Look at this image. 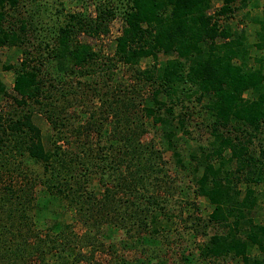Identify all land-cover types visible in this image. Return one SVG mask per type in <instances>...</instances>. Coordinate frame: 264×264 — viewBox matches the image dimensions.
I'll use <instances>...</instances> for the list:
<instances>
[{
	"label": "trees",
	"instance_id": "trees-1",
	"mask_svg": "<svg viewBox=\"0 0 264 264\" xmlns=\"http://www.w3.org/2000/svg\"><path fill=\"white\" fill-rule=\"evenodd\" d=\"M128 2L119 10L115 1L100 0L95 17L68 14L44 40L36 29L42 23L35 17L38 9L29 19L19 13L20 0H0V50L18 47L25 58L17 67L4 66L13 71L14 101L23 108L31 102L42 105L46 94L48 103L59 99L60 105L49 103L42 116L52 133L61 135L45 139L34 112L8 121L0 107V151L17 135L22 137L17 147L24 146L28 160L42 166L41 172L27 174V185L0 191V264H27L34 256L39 264L87 259L90 264L95 252L106 250V241L120 232L124 246L143 256L136 263L146 264L147 254L158 256L161 238L174 220L164 225L161 217L178 190L165 155L187 169L179 135L189 134L192 122L211 138L200 156L190 159L197 163L191 172L196 193L213 209L206 219L191 216L186 222L201 233L211 224L228 230L211 237L202 256L232 255L242 264H261L248 252L255 246L264 251V225L254 217L259 196L253 188L264 180V146L254 150L264 129V57L253 54L264 51V18L253 20L259 25L254 43L228 24L238 11L256 7L255 0H222L213 14L212 0ZM119 16L123 28L114 39L112 57L80 41L82 36L107 37ZM32 30L40 42L34 53L26 47ZM45 50L57 67L47 78ZM160 55L167 59L162 62ZM77 76L75 86L71 80ZM48 83L60 91L45 89ZM82 87L101 101L99 114L95 108L80 112L74 107L85 98ZM7 95L0 77V99ZM151 128L160 147L153 139L143 141ZM160 192L168 197L162 199ZM35 206L43 214L62 207L44 235L31 214ZM63 211H74L71 218L83 224V234L74 231L75 223Z\"/></svg>",
	"mask_w": 264,
	"mask_h": 264
},
{
	"label": "rangeland",
	"instance_id": "rangeland-1",
	"mask_svg": "<svg viewBox=\"0 0 264 264\" xmlns=\"http://www.w3.org/2000/svg\"><path fill=\"white\" fill-rule=\"evenodd\" d=\"M113 1L116 2L115 5L118 6L119 10L125 9L129 5L128 0ZM255 2L257 4L256 7H253L252 4L249 8L238 11L228 21V24L232 25L235 29H238L239 31H245V33L248 34L250 43L258 41L256 31L258 30L259 25L253 20L257 17L260 19L264 18V0H255ZM98 3H100V0H20L21 8L19 13L21 12L23 17L32 19L33 15L35 14L34 11L38 9V13H40L39 16H34L40 18L42 23H40L36 29L39 32V37L45 40L49 37L47 36V32H51L52 30L55 32L58 27L64 23L68 14L86 13L90 17H95L96 5ZM212 4L213 7L210 11L211 14H213L222 6V0H212ZM248 11L250 16H246ZM12 19L11 21H14ZM220 23L223 25L224 21L220 20ZM122 28L123 19L119 16L111 23L110 33L107 37L95 40L86 38V36H82L80 41H88L93 46H95V48L102 49V52L105 54V56L112 57L114 39L120 35ZM35 32L36 30H32L28 37L29 41L26 46L29 51H32V53H34V51L38 48V43H40L38 42L39 39L37 40L38 35ZM0 54V77L8 89V95L2 100L0 99V107L3 109V112L6 114V116L10 117H7L8 121H11V118L13 121H16V119L22 115L34 112V114L37 115V118H34L36 119L38 125H40L44 137H50L51 135H54L55 137L61 136L57 132L52 133L50 124L42 116L43 113L45 114V109L48 107L49 103L52 102L55 105H60L59 99L56 100L54 98V100H51V102L48 103V101L45 100V97L47 96L46 94L42 96V105L31 102L29 106H24L23 108L19 107L14 101L13 71L5 70L4 66L11 63L17 67L18 64L21 63L25 58L21 54V50L18 47H4L0 50ZM44 54H46L45 56L47 57L49 53L47 50H45ZM253 54H257L259 57H264V51L258 53L253 52ZM159 57L162 62L167 59L163 55H160ZM44 62L46 66L44 68L43 75L46 78L52 77V70L55 71L57 68L55 62L50 59L45 60ZM148 62H152V59L146 61V63ZM142 67L145 68L143 64ZM117 69L119 70L120 66ZM71 81H73V84L76 86L79 81L78 76ZM79 86L81 87V84ZM45 87V89H50L53 93H58V91H60L59 87L52 89L51 84L49 83L46 84ZM82 90L84 91L83 93L81 92ZM82 90L80 93L85 94V98H83V100L81 99L80 103L74 107H76L80 112L85 111L86 108H95L96 114H99V110L102 108L101 101L97 97H94L95 99H93L91 93L88 94V92L85 91V88ZM80 96L81 95H79V97ZM74 107L69 106L70 115L74 114ZM38 114H40L41 117H38ZM196 120L198 119L196 118ZM73 124H71L72 126L70 125V127H73ZM195 124V122H192L189 134L182 133L179 135V149H181L184 154L187 169L183 170V168L177 167L175 159L172 158L170 154L165 155V159L168 161L169 175H171V177L177 182L178 190L174 195L170 196L172 197L171 203L167 207V211L165 210V214L161 217V219H163L162 221L164 225H168L170 223L169 221L173 219L174 220L172 225L170 224V229L166 232V234H163L164 237L161 238L163 241L158 247V256L152 258L151 255L147 254V256H145L143 259V262L146 260V264H149L148 260H150V258L153 259V263L150 264H242L241 258H234L232 255L225 259H206L202 256V251L205 248V245L210 241L211 237L217 235V233H226L228 231L227 228H219V226H214L211 224L204 233H201L197 232L196 228L195 230H191L195 224H192L189 221L186 222L187 219H189L188 217L191 216L206 219L213 209L208 200L196 193V187L194 186L195 184L192 182L193 177L191 172L195 167H197V163L192 161L190 157L194 155L200 156V148L208 147L209 141L211 139L205 131H202L199 126L196 127ZM155 131V128H151L150 134H147L143 138V141L147 143L153 139L157 141V146L160 147V139L158 136H156L157 132ZM8 139V141L6 140V145L8 146H6L5 150L0 151V165H3L0 166V191L8 185H14L19 188L23 187L27 185L26 182L29 181L27 179L31 177H28L27 174L31 175L32 171L33 174L35 171H42L41 165H36L32 161L28 160L24 146L22 148L17 147L20 145L18 144V140L22 139V137L15 135L11 138L12 140H10V137ZM45 139H47V137ZM255 142L258 144V146L255 147L256 149H254L257 152L259 151V145L264 146V129L259 135V139ZM21 172L24 174L22 175ZM96 178L98 179L99 175L96 176ZM241 188L245 189V184H241ZM253 188L259 196L258 204L254 212L255 221L259 225H264V180L262 183L254 184ZM37 194H39L38 191ZM158 195H160L162 199L168 197L165 193L161 192ZM61 209V206H58L56 209L50 208L45 214H43L41 213L42 211L38 206L34 207L31 214L33 218L36 217L35 219L39 223L37 225V229L43 231V235L45 231H47L49 227L53 225L55 216L56 214L62 212ZM185 210L186 212L184 213ZM51 211H53L52 214L50 213ZM67 212L63 211V213H66L64 218L71 222V224L75 223L73 228L78 235L83 234L85 232V227L83 224L79 221L75 222V220L71 218L74 215V211ZM170 217L173 219H169ZM240 236L242 237L241 234ZM124 244L125 243H123V236L121 235V232L116 234L112 239L106 241V250H99L95 252L94 260H92L90 264H138V262L136 263V260L143 256L137 255L138 251L136 248L131 249V245H127L126 248ZM249 249L250 250L248 254L253 259L260 260L261 264H264V251L258 249L256 246ZM88 261L89 260L87 259V261H83L80 264H89ZM39 263V259H37L36 256L27 261V264Z\"/></svg>",
	"mask_w": 264,
	"mask_h": 264
}]
</instances>
